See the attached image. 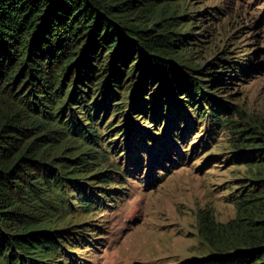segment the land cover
<instances>
[{
	"label": "trees",
	"instance_id": "obj_1",
	"mask_svg": "<svg viewBox=\"0 0 264 264\" xmlns=\"http://www.w3.org/2000/svg\"><path fill=\"white\" fill-rule=\"evenodd\" d=\"M141 1L0 0V264H61L62 254L72 257L56 243L73 229L59 230L60 222L118 203L126 178L139 171L133 148L132 169L116 163L118 138H152V150L145 139L138 145L151 158L152 176L162 141L183 146L194 130L191 120L179 137L173 134L175 122L187 124V107L205 123L207 136L228 132L240 151L237 164L250 168L247 184L230 201L234 218L218 223L211 209L197 216L203 244L213 249L195 264H264V126L240 130L233 120L239 111L221 114L229 108L216 97L218 89L194 78L203 71L189 64L182 47L175 49L181 40L174 37H185L183 24L169 22L179 18L175 10L162 0ZM156 13L160 23L150 26L144 17ZM162 107L166 126L158 140L154 133L128 134V115L150 114L156 127ZM203 140L192 141H199L193 155L200 144L208 146Z\"/></svg>",
	"mask_w": 264,
	"mask_h": 264
},
{
	"label": "rangeland",
	"instance_id": "obj_2",
	"mask_svg": "<svg viewBox=\"0 0 264 264\" xmlns=\"http://www.w3.org/2000/svg\"><path fill=\"white\" fill-rule=\"evenodd\" d=\"M162 1L169 6L167 11L175 10L179 17L176 22L173 19L169 22L183 24L179 31L185 37H174L176 41L181 40L180 43L176 42L175 49L182 47L189 64L198 67L195 70L203 71L194 72V78L207 81L210 87L213 82L211 89H218L216 97L229 108V112L221 114L231 116L239 111L233 120L240 130L256 128V131L262 132L264 0ZM159 17L156 13L147 15L144 20L152 26L160 23ZM175 98H181V94L175 95ZM130 103L128 100L126 116L130 112ZM185 111L187 124L175 122L173 134L179 137L191 120L196 122L194 130L183 146L180 140L174 138V143L171 140L162 141L155 160L163 167L154 160L152 176L149 175V154L146 151L141 153L138 149L141 139L144 143L147 141L148 144L144 146L152 150L155 143L152 138L148 140L137 136L132 143H125L127 136L118 138L120 144L115 152V158H118L116 163L122 167L128 164V169H132L128 157L130 148H133L140 162L139 171L126 178L124 187L127 190L120 194L121 201L118 203L105 206L103 211L94 214L85 215L77 211L60 222L59 230L73 228L72 235L56 238V243L72 255L62 254L59 259L61 264H195L201 255L211 252L213 248L206 247L199 235L197 216L211 209L218 223H226L234 218L235 209L230 201L240 187L247 184L250 168L237 164L240 151L233 148L228 132L214 129L207 136L205 123L195 117L192 108L187 107ZM166 112L167 108L162 107V118L156 127L150 114L128 115L127 133L132 136L135 133H154L158 140L166 126ZM143 119L147 121L143 123ZM110 120L111 116H108ZM117 125L120 126L121 122ZM201 131L204 133L200 135ZM203 137V142H207L208 146L201 148L203 143L200 144L193 155L191 148L199 141L193 144L192 141ZM169 146L174 148L171 155L166 152ZM178 152L183 155L181 160L177 158ZM166 155L169 160H166ZM132 160L137 163V159ZM155 177L159 181L155 182ZM72 195L74 198L81 197L73 190ZM87 224L99 225L101 230L98 233L87 232L85 230L90 229ZM86 235H90L89 238ZM31 247H36L38 251L44 249L41 244Z\"/></svg>",
	"mask_w": 264,
	"mask_h": 264
}]
</instances>
